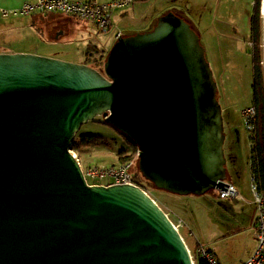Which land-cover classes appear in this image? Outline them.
Returning a JSON list of instances; mask_svg holds the SVG:
<instances>
[{"label":"water","instance_id":"water-1","mask_svg":"<svg viewBox=\"0 0 264 264\" xmlns=\"http://www.w3.org/2000/svg\"><path fill=\"white\" fill-rule=\"evenodd\" d=\"M217 93L200 35L174 11L119 35L102 69L0 52V264H195L150 193L88 184L71 146L102 116L138 145L158 189L227 191Z\"/></svg>","mask_w":264,"mask_h":264},{"label":"rangeland","instance_id":"rangeland-1","mask_svg":"<svg viewBox=\"0 0 264 264\" xmlns=\"http://www.w3.org/2000/svg\"><path fill=\"white\" fill-rule=\"evenodd\" d=\"M169 1L171 2V0L142 1L135 10L141 11L144 17H156L162 9L169 6ZM255 1L185 0L188 16L183 17V12L178 10L175 12L185 18L197 31L206 49V57L218 85L217 96L225 119L226 141H229L225 145L226 156L229 154L231 128L237 130L238 141L233 142L235 145L233 150L238 160L234 163L227 156V180L233 182L245 200L221 198L216 189L201 196H181L158 189L144 181L150 194L171 220L175 223L179 220L185 222L180 232L192 253L195 254L194 244L210 245L217 250L225 262L230 264L240 262L247 257L255 243L257 245L251 224L253 206L248 203L252 200L250 141L242 116V110L252 104L253 97V49L249 46V41H251V20ZM137 16L141 17L140 13ZM10 17L20 19L17 29L19 35L12 48L41 51L52 48L47 45L56 40H46L27 16ZM263 22L264 14L262 17L264 60ZM102 33L104 34L101 36H108L105 35L107 32ZM39 45H43L42 48L38 49ZM94 55H96L94 60H100L99 54L95 52ZM94 60L92 65H98ZM103 63L104 60L102 65L97 67L102 69ZM80 135H93L98 138L97 144L81 151H74L83 166L117 165L121 163V150L126 151L127 154L131 153V148L123 136L105 123L102 116L83 124L76 136ZM130 172L140 175L139 161L134 163Z\"/></svg>","mask_w":264,"mask_h":264},{"label":"crops","instance_id":"crops-1","mask_svg":"<svg viewBox=\"0 0 264 264\" xmlns=\"http://www.w3.org/2000/svg\"><path fill=\"white\" fill-rule=\"evenodd\" d=\"M28 0H0V9H13L20 7ZM74 1H88V0H74ZM102 3L109 2L111 0H97ZM147 0H137L133 3L124 6L122 8L115 9L112 15V27L111 29L105 33L108 36H101L104 34L100 31L97 24L92 21H85L78 19L74 16H66L59 13H49L47 15L34 14L32 16H27L32 25L38 28L39 33H41L46 40L52 41L56 40L52 44H48V47H52L50 49H46V51H41L37 49H17L12 48V45H15L19 32L17 29L19 28V20L15 17H3L0 11V52H27V53H36L51 57H56L68 61L78 62V63H86L92 65V61L95 59V52L98 53L101 57L103 54L107 55L113 44L116 42V33L121 30L123 36L135 34L137 32H144L153 28L158 19L157 16H161L168 11L172 10L174 12L181 11L183 12V17H187L185 0H171L169 1V6L162 9L156 17H144L141 14V11H136L135 7L139 5L140 2ZM172 3V4H171ZM140 13L141 17H138L137 14ZM141 20V21H139ZM139 21V22H138ZM196 24V23H195ZM36 30V29H35ZM17 31V32H16ZM17 34V35H16ZM15 36V37H14ZM14 37V38H12ZM9 38L8 40H5ZM20 39V38H19ZM5 40V41H4ZM43 45L37 46L38 49L42 48ZM70 46V47H69ZM231 144L233 145V149L235 147L234 141L237 139V130L235 128H231ZM235 155V160L237 162L235 151L232 150ZM235 163V161H234ZM231 182V181H229ZM233 184V182H231ZM234 185V184H233ZM235 186V185H234ZM236 187V186H235ZM237 188V187H236ZM238 190V189H237ZM240 193V192H239ZM242 199L236 201H244V196L240 193ZM253 206V212L251 215V224L253 227L254 217L256 213L255 205L252 203V200L248 202ZM242 214V211H240ZM186 241V239H185ZM187 243V241H186ZM188 245V243H187ZM198 244H194L195 248ZM218 255L221 264H230L223 260L217 250L210 246ZM189 247V245H188ZM190 248V247H189ZM256 248V243L253 248L248 253L247 257L242 259L238 263L234 264H242L245 260H247L253 253Z\"/></svg>","mask_w":264,"mask_h":264},{"label":"built area","instance_id":"built-area-1","mask_svg":"<svg viewBox=\"0 0 264 264\" xmlns=\"http://www.w3.org/2000/svg\"><path fill=\"white\" fill-rule=\"evenodd\" d=\"M135 0H111L106 3L97 0L74 1V0H28L23 5L13 9L1 8L3 17L16 15L32 16L34 14L47 15L49 13H59L66 16H74L85 21H92L99 27L100 31L108 32L112 27V15L115 9L122 8L133 3ZM123 36L121 30L117 31L116 39ZM249 46L253 49L254 43L249 41ZM245 126L250 141V188L252 194V203L255 205L256 213L253 222V234L257 245L252 255L242 264H264V190H261L257 176L252 168V151L254 143V129L257 117V109L254 105H249L242 110ZM74 156L79 160L74 150H71ZM139 161V150L133 158L127 162H121L117 165H90L83 166L80 162L85 178L90 185H116V184H134L142 187L135 181L134 174L130 172L134 163ZM226 190L216 189L221 198H234L241 200L242 197L237 188L229 181ZM146 192L149 190L142 187ZM169 216V215H168ZM180 231L185 226L183 220L177 223L173 222ZM191 255L200 256L207 260L208 264H221L217 253L210 247L198 243L195 254L190 250ZM196 264V261L194 259Z\"/></svg>","mask_w":264,"mask_h":264},{"label":"trees","instance_id":"trees-1","mask_svg":"<svg viewBox=\"0 0 264 264\" xmlns=\"http://www.w3.org/2000/svg\"><path fill=\"white\" fill-rule=\"evenodd\" d=\"M261 9H262V17H263L264 0H263V5H262V0H256L254 4V13L251 20V41L254 43L253 51H252L253 97H252L251 105H254L257 109V117L255 122V129H254L255 146L252 151V162H253L252 168L257 176V180L259 182L261 190H264V60H263V48H262L263 30H262ZM96 53L98 54L100 52L97 51ZM106 56L107 55L103 54L100 60H94V62L95 63L97 62L98 65H92V66L98 68L97 66L102 65V62L103 60L105 61ZM117 132L123 136V138L126 140V142L131 148L130 154H127V152L124 150L120 151L121 154L120 161L122 163L127 162L131 160L133 156L138 152L139 147L126 135L119 132L118 130ZM230 140H231V136H230ZM231 142L232 140L230 141V143ZM97 143H98V138H96L93 135H80L75 137L71 149L74 151H81L82 149L88 148ZM227 143H229V141L228 142L226 141L225 145H227ZM134 178L139 185H141L147 190H149V188L144 183V181L154 185L152 182L145 179L141 173L140 175L139 174L134 175ZM194 259L196 261V264H208L207 260L201 258L200 256L196 255L194 256Z\"/></svg>","mask_w":264,"mask_h":264},{"label":"flooded vegetation","instance_id":"flooded-vegetation-1","mask_svg":"<svg viewBox=\"0 0 264 264\" xmlns=\"http://www.w3.org/2000/svg\"><path fill=\"white\" fill-rule=\"evenodd\" d=\"M228 146H229V154L227 156L230 157L229 159H231L232 161H235V155L232 154L233 153V151H232L233 145L230 143V144H228Z\"/></svg>","mask_w":264,"mask_h":264},{"label":"bare ground","instance_id":"bare-ground-1","mask_svg":"<svg viewBox=\"0 0 264 264\" xmlns=\"http://www.w3.org/2000/svg\"><path fill=\"white\" fill-rule=\"evenodd\" d=\"M262 5H263V0H262ZM263 14H264V10H263ZM264 23V22H263Z\"/></svg>","mask_w":264,"mask_h":264}]
</instances>
